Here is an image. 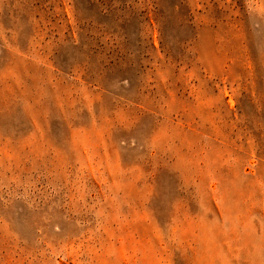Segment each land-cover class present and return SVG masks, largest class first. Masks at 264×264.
Returning a JSON list of instances; mask_svg holds the SVG:
<instances>
[{"label":"rangeland","instance_id":"rangeland-1","mask_svg":"<svg viewBox=\"0 0 264 264\" xmlns=\"http://www.w3.org/2000/svg\"><path fill=\"white\" fill-rule=\"evenodd\" d=\"M0 264H264V0H0Z\"/></svg>","mask_w":264,"mask_h":264}]
</instances>
